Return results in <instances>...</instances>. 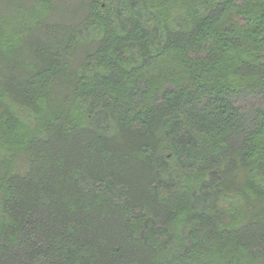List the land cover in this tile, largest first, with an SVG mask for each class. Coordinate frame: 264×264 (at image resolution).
Segmentation results:
<instances>
[{"label": "trees", "instance_id": "1", "mask_svg": "<svg viewBox=\"0 0 264 264\" xmlns=\"http://www.w3.org/2000/svg\"><path fill=\"white\" fill-rule=\"evenodd\" d=\"M0 264H264V0H0Z\"/></svg>", "mask_w": 264, "mask_h": 264}, {"label": "rangeland", "instance_id": "2", "mask_svg": "<svg viewBox=\"0 0 264 264\" xmlns=\"http://www.w3.org/2000/svg\"><path fill=\"white\" fill-rule=\"evenodd\" d=\"M179 137V136H178Z\"/></svg>", "mask_w": 264, "mask_h": 264}]
</instances>
